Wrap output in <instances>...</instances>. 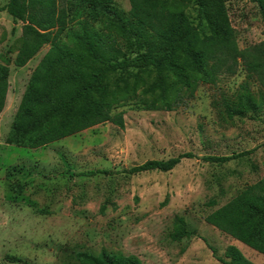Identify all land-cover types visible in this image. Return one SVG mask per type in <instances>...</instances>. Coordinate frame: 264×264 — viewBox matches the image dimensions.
Instances as JSON below:
<instances>
[{
    "label": "rangeland",
    "instance_id": "rangeland-1",
    "mask_svg": "<svg viewBox=\"0 0 264 264\" xmlns=\"http://www.w3.org/2000/svg\"><path fill=\"white\" fill-rule=\"evenodd\" d=\"M241 49L264 41V19L253 0H225ZM8 0H0V6ZM70 17L76 0H61ZM121 20L110 32L123 56L139 48L129 0H113ZM198 24L197 7L185 9ZM91 18L90 9L84 17ZM93 27L106 31L101 20ZM22 22L0 12V57L10 58L9 90L0 113V264H81L77 254L135 255L145 264H223L227 248L236 246L255 264L264 255L219 231L206 216L247 186L264 179V104L243 117L230 116L240 106L247 74L220 73L213 84L199 82L193 97L177 109L146 110L143 94L156 72L132 70L110 75V87L127 91L114 106L125 127L105 122L38 149L9 145L14 116L45 45L26 67L13 61L21 45ZM78 28V27H76ZM63 42H72L63 35ZM1 61V60H0ZM99 67V65H98ZM136 75L140 77L137 78ZM258 98V82L249 81ZM192 153L169 172H123L148 160H167ZM225 163L208 156H239ZM109 173H101L102 171ZM96 171L95 175H82ZM210 200L217 205L210 206ZM177 218L197 237L171 240ZM21 258L13 263L8 257Z\"/></svg>",
    "mask_w": 264,
    "mask_h": 264
},
{
    "label": "trees",
    "instance_id": "trees-1",
    "mask_svg": "<svg viewBox=\"0 0 264 264\" xmlns=\"http://www.w3.org/2000/svg\"><path fill=\"white\" fill-rule=\"evenodd\" d=\"M112 1L76 0L71 17L61 0H8L0 6V12L23 23L21 45L13 61L16 67H25L45 45H50L30 76L7 136L9 145L38 149L105 122L124 128L123 115L113 113V109L121 93L127 91V83L111 88L110 75L132 70L156 72V79L143 90L149 97L143 102L146 110H175L185 97L194 96L199 82L213 84L221 72L234 75L239 67L245 70L247 81L239 97L240 106L229 107V115L243 117L264 104V41L240 48L225 0H129L130 17L135 22L139 48L143 49L133 57L123 56L120 42L109 31L113 20H121ZM253 1L260 6L264 19V0ZM191 3L197 7V25L185 10ZM89 9L91 18H86ZM93 20H101L107 32L95 29ZM63 35L72 46L62 41ZM0 60L1 113L12 61L5 56ZM249 81L259 83L258 98ZM194 157L185 153L167 160H148L123 172H169L183 159ZM237 157L240 155L208 156L204 160L220 164ZM208 204L215 206L217 202L210 200ZM206 222L264 255V179L208 214ZM170 237L180 242L197 237V232L189 230L183 218H177ZM77 257L81 264H145L135 255L106 251L98 256L79 253ZM8 260L22 262L12 256ZM218 260L223 264H255L234 245Z\"/></svg>",
    "mask_w": 264,
    "mask_h": 264
},
{
    "label": "crops",
    "instance_id": "crops-1",
    "mask_svg": "<svg viewBox=\"0 0 264 264\" xmlns=\"http://www.w3.org/2000/svg\"><path fill=\"white\" fill-rule=\"evenodd\" d=\"M33 59H34V58H33ZM33 59H32V60H33ZM41 59H42V57H41L40 59H38L34 64H32V65H33L32 67H34V69H35V67L38 65V63L40 62ZM32 60H30L29 63H31ZM29 63H28V65H30ZM26 66H27V65H26ZM26 66H25V67H26Z\"/></svg>",
    "mask_w": 264,
    "mask_h": 264
}]
</instances>
